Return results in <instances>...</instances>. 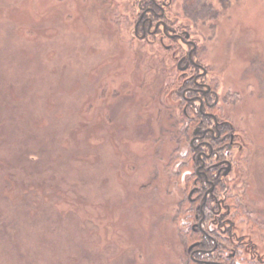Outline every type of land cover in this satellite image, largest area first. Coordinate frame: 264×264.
Returning <instances> with one entry per match:
<instances>
[{
    "label": "rangeland",
    "instance_id": "374dc122",
    "mask_svg": "<svg viewBox=\"0 0 264 264\" xmlns=\"http://www.w3.org/2000/svg\"><path fill=\"white\" fill-rule=\"evenodd\" d=\"M140 1L0 0V264H195L191 244L214 246L193 232L199 202L182 207L191 46L137 38ZM157 1L234 129L232 232L264 262V0Z\"/></svg>",
    "mask_w": 264,
    "mask_h": 264
},
{
    "label": "flooded vegetation",
    "instance_id": "af4514ba",
    "mask_svg": "<svg viewBox=\"0 0 264 264\" xmlns=\"http://www.w3.org/2000/svg\"><path fill=\"white\" fill-rule=\"evenodd\" d=\"M165 4V1L141 0L139 8L142 12L135 23L134 33L141 40L146 39L148 35L161 33L171 40H181L184 44L191 46L188 54L181 56L177 62V68L182 76L188 73L190 67L195 69V72L181 80L182 86L179 90H182L183 101L187 103L184 114L188 115L189 107L197 109L196 117L199 123L193 131L190 142L195 173L193 186L187 198L193 203L199 202L196 207V223L193 225V231L214 245L211 248L204 247V239L194 242L188 248L191 258L195 264H252L254 259L264 264L259 258V260L252 258L251 263L245 262L239 252L243 249L242 240L240 241L232 232L234 222L232 207L233 204L238 203V196L234 194L236 178L228 181L235 163L232 159L236 143L234 129L227 121L219 120L214 112L219 107V97L211 84L205 81L207 69L194 59L197 44L190 38L188 31L178 34L173 25L166 22ZM188 83L190 85H187ZM211 122L213 124H210ZM182 156L184 158L181 164L186 166L188 161L185 159L186 154L182 153ZM206 222L213 224L214 228H210L209 224L206 227ZM218 250L226 251L224 260L204 258L205 255L211 257Z\"/></svg>",
    "mask_w": 264,
    "mask_h": 264
},
{
    "label": "trees",
    "instance_id": "16d2710c",
    "mask_svg": "<svg viewBox=\"0 0 264 264\" xmlns=\"http://www.w3.org/2000/svg\"><path fill=\"white\" fill-rule=\"evenodd\" d=\"M187 8H189V10H190V12H192V13H196L197 15L198 14H201V12L199 11V5H198V3L196 4V2H189V4H188V6H186ZM179 92H180V90L178 91V94H179ZM182 131H183V133L181 132V131H179V133L180 134H183V135H188L187 134V132H189L188 131V129L186 128V129H182ZM190 147H191V149H192V146H191V144H190ZM188 203V205H190V207L192 208V205L194 204L193 202H191L190 200H188V198H186L183 202H182V207H184V205H185V203ZM189 208V207H188ZM181 209V208H180ZM180 212V211H179ZM194 232V231H193ZM191 261H193V259L191 258ZM246 262V261H245ZM247 263H249V262H247Z\"/></svg>",
    "mask_w": 264,
    "mask_h": 264
},
{
    "label": "water",
    "instance_id": "95a60500",
    "mask_svg": "<svg viewBox=\"0 0 264 264\" xmlns=\"http://www.w3.org/2000/svg\"><path fill=\"white\" fill-rule=\"evenodd\" d=\"M187 36H189V34H187ZM194 47H195V45H194ZM191 195V194H190Z\"/></svg>",
    "mask_w": 264,
    "mask_h": 264
}]
</instances>
